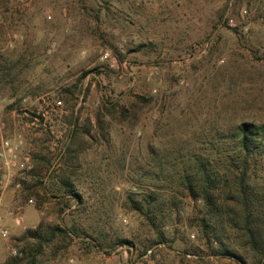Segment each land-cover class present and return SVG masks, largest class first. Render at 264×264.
I'll list each match as a JSON object with an SVG mask.
<instances>
[{
	"label": "rangeland",
	"instance_id": "obj_1",
	"mask_svg": "<svg viewBox=\"0 0 264 264\" xmlns=\"http://www.w3.org/2000/svg\"><path fill=\"white\" fill-rule=\"evenodd\" d=\"M242 121L264 123V0H0V264L41 222L73 236L39 264H241L202 201L159 198L158 228L135 203L152 153Z\"/></svg>",
	"mask_w": 264,
	"mask_h": 264
},
{
	"label": "trees",
	"instance_id": "obj_2",
	"mask_svg": "<svg viewBox=\"0 0 264 264\" xmlns=\"http://www.w3.org/2000/svg\"><path fill=\"white\" fill-rule=\"evenodd\" d=\"M207 140L206 146L186 154L152 153L143 174L151 187L136 193L142 200L135 203V210L158 228L159 198L183 194L202 201L206 214L201 226L214 254L241 264H246L245 255L250 254L255 264H263L264 180L256 172L264 169V123L242 121L232 130L211 131ZM1 179L0 171V183ZM130 200L135 202L132 196ZM71 236L67 228L41 222L23 236L30 250L23 248L22 256L4 264H39L46 248ZM165 241L160 232L159 242Z\"/></svg>",
	"mask_w": 264,
	"mask_h": 264
},
{
	"label": "built area",
	"instance_id": "obj_3",
	"mask_svg": "<svg viewBox=\"0 0 264 264\" xmlns=\"http://www.w3.org/2000/svg\"><path fill=\"white\" fill-rule=\"evenodd\" d=\"M109 57H110L109 53H105L103 55V60L109 59ZM112 66H114V65H112ZM44 104H45V108H46V114H48V115L51 114V112H53V111L54 112H58L63 107V101L62 100H59V99L50 100L48 97H47V99H44ZM46 114H44V115H46ZM18 146L19 145L16 146L15 150L18 149ZM2 147H3V149L9 148L10 147V142L9 141H3L2 142ZM29 203L30 204H34V200H32V199L29 200ZM1 221H2V217L0 215V222ZM0 235L3 236V237H8L9 236V231L6 228L0 226ZM152 252H153L152 250H149L147 252L146 256L152 254ZM14 254L16 255L17 252L14 251Z\"/></svg>",
	"mask_w": 264,
	"mask_h": 264
},
{
	"label": "crops",
	"instance_id": "obj_4",
	"mask_svg": "<svg viewBox=\"0 0 264 264\" xmlns=\"http://www.w3.org/2000/svg\"><path fill=\"white\" fill-rule=\"evenodd\" d=\"M13 205V204H12Z\"/></svg>",
	"mask_w": 264,
	"mask_h": 264
}]
</instances>
